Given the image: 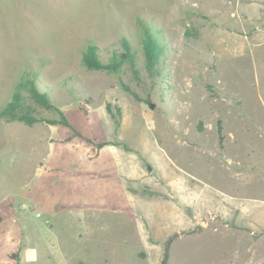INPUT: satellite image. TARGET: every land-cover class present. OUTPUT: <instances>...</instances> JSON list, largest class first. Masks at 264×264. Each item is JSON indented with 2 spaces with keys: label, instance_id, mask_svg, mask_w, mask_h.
Wrapping results in <instances>:
<instances>
[{
  "label": "rangeland",
  "instance_id": "obj_1",
  "mask_svg": "<svg viewBox=\"0 0 264 264\" xmlns=\"http://www.w3.org/2000/svg\"><path fill=\"white\" fill-rule=\"evenodd\" d=\"M30 83L80 137L0 118V264H160L156 203L167 264H264V0H0V111L58 119Z\"/></svg>",
  "mask_w": 264,
  "mask_h": 264
},
{
  "label": "trees",
  "instance_id": "obj_2",
  "mask_svg": "<svg viewBox=\"0 0 264 264\" xmlns=\"http://www.w3.org/2000/svg\"><path fill=\"white\" fill-rule=\"evenodd\" d=\"M152 46H153V41L150 38V36L147 35V40L145 42V50H146V53L149 55L152 52ZM113 55L115 56V54H113ZM125 59H126V55L118 54L116 60H114L111 63L104 64L98 58L97 48L95 46H88L85 53L82 56V63L87 70H97V71L101 70V71H108V72H116L119 69L121 63ZM22 86H23V83L19 82L17 88H20ZM28 93H29L30 99L33 101L34 104H36L37 106H39L40 108H42L44 110L54 111L58 115V119L48 120V119H44V118H37V117L30 116L27 114H25V115L18 114V110H19L20 104H21V97H20V93L18 91H16L13 94L12 99L0 111V118H3L5 120L21 121L28 126H31V125L36 124V123H47V124H51V125H62V126H65L67 128L72 129L74 132V135L77 137H80V134L72 128V126L67 121L64 114L62 113V111L52 104V102L50 101V99L47 97V95L45 93L40 92L36 88V86H34L32 83H30V86L28 87ZM106 111L109 115L113 116V113L111 111L109 104L106 105ZM81 112L83 114H86V110L84 108L81 109ZM117 113H119L118 109H117ZM221 130L222 129H221V126L219 124L218 125V142H219L220 147L222 146V141H223V136L221 134ZM87 141L89 143H91L90 140H87ZM106 145H110V143L109 142H101V143L96 144V147L100 149ZM170 242H171V237L168 238L164 243V248H163L162 258H161L160 264H167L168 247H169Z\"/></svg>",
  "mask_w": 264,
  "mask_h": 264
},
{
  "label": "crops",
  "instance_id": "obj_3",
  "mask_svg": "<svg viewBox=\"0 0 264 264\" xmlns=\"http://www.w3.org/2000/svg\"><path fill=\"white\" fill-rule=\"evenodd\" d=\"M118 162V166H119V172H120V178L121 180L123 179L125 185L127 186V178L128 174H129V165L127 162V159L122 157L121 155L119 156V161H115ZM130 173H133L130 171ZM134 175V174H132ZM125 186V188H126ZM127 191V189H126ZM127 193H129L127 191ZM133 198L131 199V203L132 206L136 208V210L138 211H142L145 210L143 209V207L139 206L137 203H135V198L134 195H132ZM150 209L156 210L158 212H161L162 215H160V220L158 221L157 218L153 219L154 224L156 225V227H154L151 224L152 227V231H151V235L149 234V236H158L161 237L160 239L164 242L165 239L170 238L171 235H181V229L184 228L185 226H189L190 225V219L186 218L185 214L182 212V210L178 207H176L175 204H170V203H156L154 205L151 206ZM259 219V220H258ZM258 223L260 225H264V207L262 209V213H260V216L258 218ZM157 222V224H156ZM167 224L172 228V231L169 233H165L164 231H161V227ZM252 224V223H251ZM81 236V235H80Z\"/></svg>",
  "mask_w": 264,
  "mask_h": 264
},
{
  "label": "water",
  "instance_id": "obj_4",
  "mask_svg": "<svg viewBox=\"0 0 264 264\" xmlns=\"http://www.w3.org/2000/svg\"><path fill=\"white\" fill-rule=\"evenodd\" d=\"M149 108H150V109H153V108H154L153 104H151V105L149 106Z\"/></svg>",
  "mask_w": 264,
  "mask_h": 264
}]
</instances>
